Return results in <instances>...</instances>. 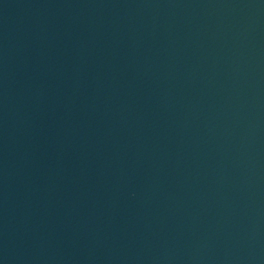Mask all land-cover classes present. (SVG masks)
Here are the masks:
<instances>
[{
  "label": "water",
  "instance_id": "1",
  "mask_svg": "<svg viewBox=\"0 0 264 264\" xmlns=\"http://www.w3.org/2000/svg\"><path fill=\"white\" fill-rule=\"evenodd\" d=\"M0 264H264V0H0Z\"/></svg>",
  "mask_w": 264,
  "mask_h": 264
}]
</instances>
